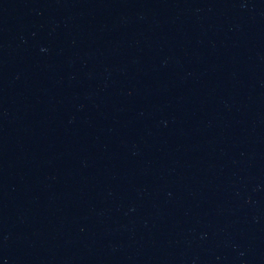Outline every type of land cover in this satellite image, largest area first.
I'll return each mask as SVG.
<instances>
[{
    "label": "water",
    "instance_id": "95a60500",
    "mask_svg": "<svg viewBox=\"0 0 264 264\" xmlns=\"http://www.w3.org/2000/svg\"><path fill=\"white\" fill-rule=\"evenodd\" d=\"M0 264H264V0H0Z\"/></svg>",
    "mask_w": 264,
    "mask_h": 264
}]
</instances>
